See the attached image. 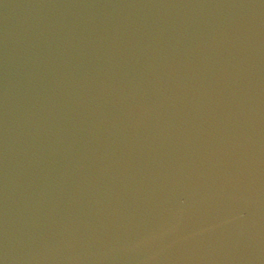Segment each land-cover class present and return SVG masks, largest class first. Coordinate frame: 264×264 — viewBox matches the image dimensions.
Segmentation results:
<instances>
[{"label":"water","instance_id":"obj_1","mask_svg":"<svg viewBox=\"0 0 264 264\" xmlns=\"http://www.w3.org/2000/svg\"><path fill=\"white\" fill-rule=\"evenodd\" d=\"M0 264H264V0H0Z\"/></svg>","mask_w":264,"mask_h":264}]
</instances>
